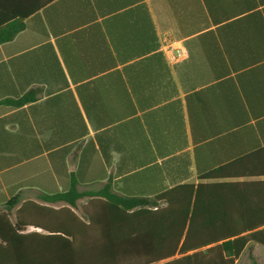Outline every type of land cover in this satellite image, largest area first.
I'll use <instances>...</instances> for the list:
<instances>
[{
	"label": "crops",
	"instance_id": "obj_1",
	"mask_svg": "<svg viewBox=\"0 0 264 264\" xmlns=\"http://www.w3.org/2000/svg\"><path fill=\"white\" fill-rule=\"evenodd\" d=\"M14 22L0 44V229L27 256L93 239V198H56L74 182L153 197L243 155L264 209V0H0V28ZM168 47L187 54L172 63Z\"/></svg>",
	"mask_w": 264,
	"mask_h": 264
},
{
	"label": "trees",
	"instance_id": "obj_2",
	"mask_svg": "<svg viewBox=\"0 0 264 264\" xmlns=\"http://www.w3.org/2000/svg\"><path fill=\"white\" fill-rule=\"evenodd\" d=\"M23 29L15 22L0 28V44L13 40ZM34 93L7 100L14 107L34 102ZM243 155L186 183L149 195H125L113 191L111 183L91 192L72 189L57 200L75 205L93 198L85 207L92 240L73 236L59 243L53 257L27 256V244L0 229V264H235L249 251L252 264H259L253 245L264 247V209L245 178ZM13 201L10 202V204ZM92 206V207H90ZM101 238L95 239V235ZM102 239V240H101Z\"/></svg>",
	"mask_w": 264,
	"mask_h": 264
},
{
	"label": "rangeland",
	"instance_id": "obj_3",
	"mask_svg": "<svg viewBox=\"0 0 264 264\" xmlns=\"http://www.w3.org/2000/svg\"><path fill=\"white\" fill-rule=\"evenodd\" d=\"M252 253L255 256V258H256V260L258 261L259 264H264V248L263 247L254 244ZM238 264H252L251 261H250L249 251H246L243 254V256L240 259Z\"/></svg>",
	"mask_w": 264,
	"mask_h": 264
},
{
	"label": "built area",
	"instance_id": "obj_4",
	"mask_svg": "<svg viewBox=\"0 0 264 264\" xmlns=\"http://www.w3.org/2000/svg\"><path fill=\"white\" fill-rule=\"evenodd\" d=\"M165 52L168 53V58L172 63H177L183 60L187 54L186 50L182 47H177L174 49L166 48L164 49Z\"/></svg>",
	"mask_w": 264,
	"mask_h": 264
}]
</instances>
